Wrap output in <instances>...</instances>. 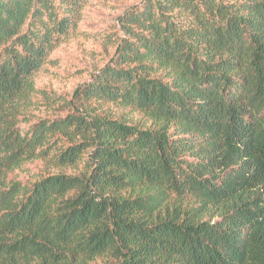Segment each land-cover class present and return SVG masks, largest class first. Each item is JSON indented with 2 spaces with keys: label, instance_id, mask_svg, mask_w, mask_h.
Instances as JSON below:
<instances>
[{
  "label": "trees",
  "instance_id": "16d2710c",
  "mask_svg": "<svg viewBox=\"0 0 264 264\" xmlns=\"http://www.w3.org/2000/svg\"><path fill=\"white\" fill-rule=\"evenodd\" d=\"M89 2L0 0V264H264V0H143L69 113L24 132Z\"/></svg>",
  "mask_w": 264,
  "mask_h": 264
},
{
  "label": "rangeland",
  "instance_id": "374dc122",
  "mask_svg": "<svg viewBox=\"0 0 264 264\" xmlns=\"http://www.w3.org/2000/svg\"><path fill=\"white\" fill-rule=\"evenodd\" d=\"M142 2L90 0L78 32L53 53L49 63L34 78V90L21 105V130L26 132L41 120L65 117L69 113L67 104L74 92L90 83L94 74L113 58L122 36L119 18ZM132 119L142 124L145 117L133 114ZM47 168L45 162L39 160L26 163L9 174V181L34 182L48 173Z\"/></svg>",
  "mask_w": 264,
  "mask_h": 264
}]
</instances>
